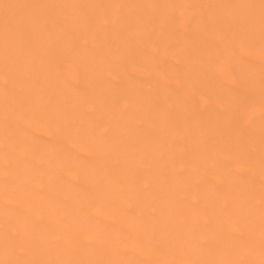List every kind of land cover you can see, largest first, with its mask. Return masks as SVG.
Masks as SVG:
<instances>
[{
	"label": "rangeland",
	"instance_id": "1",
	"mask_svg": "<svg viewBox=\"0 0 264 264\" xmlns=\"http://www.w3.org/2000/svg\"><path fill=\"white\" fill-rule=\"evenodd\" d=\"M0 264H264V0H0Z\"/></svg>",
	"mask_w": 264,
	"mask_h": 264
}]
</instances>
